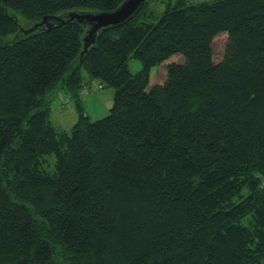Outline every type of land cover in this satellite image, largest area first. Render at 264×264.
Listing matches in <instances>:
<instances>
[{"label":"trees","instance_id":"obj_1","mask_svg":"<svg viewBox=\"0 0 264 264\" xmlns=\"http://www.w3.org/2000/svg\"><path fill=\"white\" fill-rule=\"evenodd\" d=\"M122 1L0 0V264H264V0H145L80 57L67 14ZM95 80L114 94L91 120ZM58 90L70 131L49 118Z\"/></svg>","mask_w":264,"mask_h":264},{"label":"rangeland","instance_id":"obj_2","mask_svg":"<svg viewBox=\"0 0 264 264\" xmlns=\"http://www.w3.org/2000/svg\"><path fill=\"white\" fill-rule=\"evenodd\" d=\"M187 1H201V0H187ZM155 14H160L164 4L157 3L154 6ZM16 13V12H15ZM17 19L23 27L30 25L20 14L16 13ZM227 42L226 34L216 36L212 41V54L214 62L222 59L224 48ZM171 61L181 62L183 58L180 55H172L169 60L154 66L150 69L149 85L160 84L166 78V64ZM129 69L135 73L141 69V62L138 59H131L129 62ZM92 86L99 84L98 81H92ZM114 90L112 87H101L99 89L83 90V105L84 111L91 120H96L105 116L113 104ZM49 118L52 123L58 128L70 131L73 124L78 118L75 103L72 99L67 97L63 91H55L49 94ZM53 169V158H47L46 170ZM264 184V182H263Z\"/></svg>","mask_w":264,"mask_h":264},{"label":"water","instance_id":"obj_3","mask_svg":"<svg viewBox=\"0 0 264 264\" xmlns=\"http://www.w3.org/2000/svg\"><path fill=\"white\" fill-rule=\"evenodd\" d=\"M145 0H123L118 7L109 12H81V13H68L67 16L76 19L80 23L85 24V33L83 36V50L82 57L88 52L89 47L94 43L95 37L100 30L116 27L134 16L141 8ZM59 21L64 22L61 15H54L43 17L42 20L33 25L31 31L43 26H50V22Z\"/></svg>","mask_w":264,"mask_h":264},{"label":"built area","instance_id":"obj_4","mask_svg":"<svg viewBox=\"0 0 264 264\" xmlns=\"http://www.w3.org/2000/svg\"><path fill=\"white\" fill-rule=\"evenodd\" d=\"M96 88H100V86H97ZM93 89H95V86L93 87Z\"/></svg>","mask_w":264,"mask_h":264},{"label":"clouds","instance_id":"obj_5","mask_svg":"<svg viewBox=\"0 0 264 264\" xmlns=\"http://www.w3.org/2000/svg\"><path fill=\"white\" fill-rule=\"evenodd\" d=\"M95 86V85H94Z\"/></svg>","mask_w":264,"mask_h":264}]
</instances>
